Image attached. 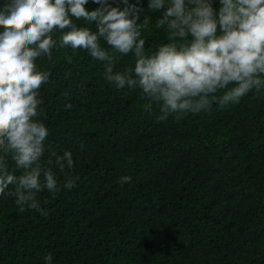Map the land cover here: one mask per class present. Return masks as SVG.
Returning <instances> with one entry per match:
<instances>
[{
    "label": "trees",
    "instance_id": "trees-1",
    "mask_svg": "<svg viewBox=\"0 0 264 264\" xmlns=\"http://www.w3.org/2000/svg\"><path fill=\"white\" fill-rule=\"evenodd\" d=\"M145 14L152 49L165 33L159 13ZM37 62L50 72L40 90L47 143L73 153L79 180L38 194L47 217L21 210L12 186L0 195V264H44L48 253L53 264H264V94L158 121L157 106L116 89L85 51Z\"/></svg>",
    "mask_w": 264,
    "mask_h": 264
},
{
    "label": "clouds",
    "instance_id": "clouds-1",
    "mask_svg": "<svg viewBox=\"0 0 264 264\" xmlns=\"http://www.w3.org/2000/svg\"><path fill=\"white\" fill-rule=\"evenodd\" d=\"M98 5L86 8L89 3ZM0 0V195L13 190L21 210L47 217L38 194L71 190L70 150L57 154L47 143L50 129L42 85L50 72L38 60L59 49L82 50L104 65L103 78L116 89L139 91L158 121L235 105L250 92L264 94V0ZM165 40L146 48L151 15ZM79 22V23H78ZM58 34V35H57ZM131 56L123 71L116 62ZM71 62V57H68ZM70 109V103L64 106ZM17 172L19 174H17ZM63 174V179H61ZM132 177L118 178L121 184ZM53 264V255L43 257Z\"/></svg>",
    "mask_w": 264,
    "mask_h": 264
}]
</instances>
